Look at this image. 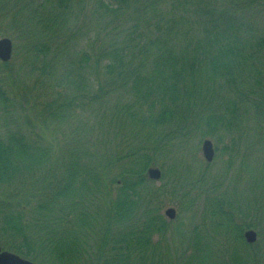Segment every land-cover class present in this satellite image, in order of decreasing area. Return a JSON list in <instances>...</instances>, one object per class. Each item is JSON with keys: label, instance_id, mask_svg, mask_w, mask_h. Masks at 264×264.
<instances>
[{"label": "trees", "instance_id": "16d2710c", "mask_svg": "<svg viewBox=\"0 0 264 264\" xmlns=\"http://www.w3.org/2000/svg\"><path fill=\"white\" fill-rule=\"evenodd\" d=\"M88 1L0 0L25 77L0 61L3 249L37 264H264V190L238 218L220 191L236 126L264 128V0ZM206 138L222 176L187 164ZM169 202L193 212L187 229Z\"/></svg>", "mask_w": 264, "mask_h": 264}, {"label": "rangeland", "instance_id": "374dc122", "mask_svg": "<svg viewBox=\"0 0 264 264\" xmlns=\"http://www.w3.org/2000/svg\"><path fill=\"white\" fill-rule=\"evenodd\" d=\"M94 1L95 0H89L88 4L86 3L85 9H87V11L90 12L94 9ZM93 35L94 32L92 31L89 34V38H92ZM3 37H9L13 40L14 49L13 59L11 61V80L17 81L20 76L25 79L23 72L24 53L21 46L22 40L18 39L17 35L11 32L9 29H6L5 32L0 33V39ZM32 79L34 80L32 77L26 80L28 84L31 83ZM11 80L8 79L7 81ZM236 128L238 130L236 134V136H238V143L235 146L233 152L235 159L234 164L229 172L224 174L222 162L225 158H227V155L221 151H217V156L215 157L214 161L208 164L210 165V171L213 173V175L222 176L224 174L221 177L224 181L220 191L223 192L222 194L226 202L231 204L234 210V215L238 218L240 216L241 210L244 211L246 209H252L256 206L257 202L260 204L262 203V200L260 202L259 197L261 195V189L264 190V164L262 163V156H264V128L260 127V124L256 123V120H254L251 116L247 117L246 121L240 123V125H237ZM256 137H259V140L254 141L257 142V144L253 142L254 138ZM185 153H187L190 157V159L187 161L188 166L191 167L192 170H195V172L201 167V161H203L205 164L207 163L203 156L202 148L197 151L196 159L194 158L191 150L186 151ZM244 158L245 160H243ZM156 184L160 186L163 184V181H157ZM192 194L195 195V191ZM173 199L175 200V198ZM186 202H189L188 198ZM199 204L202 205L203 203L199 202ZM168 207H175L177 209L178 215L181 217V221L186 223V225L178 226V229H187L188 223L190 222V216H192L193 212H185L184 210H181L177 204L172 202L167 203L164 206L165 209L163 210H166ZM202 220L203 218H201L200 222H202ZM262 238L263 239L261 240V237L259 236L258 241L261 240L260 244L264 246V237ZM168 239L171 242L173 239L172 235H169ZM181 249V236L176 235L172 245V253L169 255L170 259L176 262L180 255ZM178 250L179 254L177 255Z\"/></svg>", "mask_w": 264, "mask_h": 264}, {"label": "water", "instance_id": "95a60500", "mask_svg": "<svg viewBox=\"0 0 264 264\" xmlns=\"http://www.w3.org/2000/svg\"><path fill=\"white\" fill-rule=\"evenodd\" d=\"M13 42L10 38L4 37L0 39V59L4 62H8L12 59ZM203 154L207 161L211 162L215 156V149L213 142L210 139H206L203 142ZM148 176L151 179L158 180L162 176L161 169L157 167H151L148 169ZM166 215L169 218L174 219L176 217V210L174 208H168ZM245 237L248 242H255L257 240V233L254 230H248L245 233ZM0 264H36L35 262L23 258L20 255L4 250L0 243Z\"/></svg>", "mask_w": 264, "mask_h": 264}]
</instances>
